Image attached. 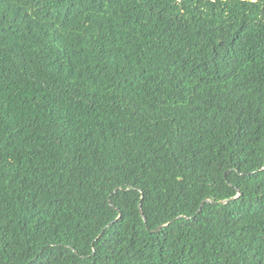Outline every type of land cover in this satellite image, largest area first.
<instances>
[{"label": "trees", "instance_id": "obj_1", "mask_svg": "<svg viewBox=\"0 0 264 264\" xmlns=\"http://www.w3.org/2000/svg\"><path fill=\"white\" fill-rule=\"evenodd\" d=\"M0 264H264V0H0Z\"/></svg>", "mask_w": 264, "mask_h": 264}, {"label": "water", "instance_id": "obj_2", "mask_svg": "<svg viewBox=\"0 0 264 264\" xmlns=\"http://www.w3.org/2000/svg\"><path fill=\"white\" fill-rule=\"evenodd\" d=\"M161 227H159V229H160Z\"/></svg>", "mask_w": 264, "mask_h": 264}]
</instances>
